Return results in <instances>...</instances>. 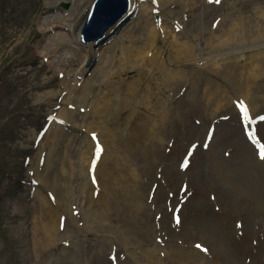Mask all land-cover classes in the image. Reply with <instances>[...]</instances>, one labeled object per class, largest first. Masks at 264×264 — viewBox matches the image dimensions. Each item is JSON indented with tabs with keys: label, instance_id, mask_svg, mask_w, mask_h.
Here are the masks:
<instances>
[{
	"label": "bare ground",
	"instance_id": "bare-ground-1",
	"mask_svg": "<svg viewBox=\"0 0 264 264\" xmlns=\"http://www.w3.org/2000/svg\"><path fill=\"white\" fill-rule=\"evenodd\" d=\"M43 1L45 11L37 22L43 35L37 49L47 58V67L61 77L60 88L66 93L53 116L65 123H51L46 140L40 142V147L46 146L45 155L39 159L37 151V157L29 162L28 174L38 182L35 192L31 201L16 207V233L28 264H54V256L62 262L78 264L76 243L81 239L92 242L87 233L93 225L99 232L115 233L124 247H134L132 251L138 253L134 259L146 264H263L262 243L246 234L238 223L230 229L233 220L244 219L236 208L230 214L223 209L212 210L208 200L204 203L201 198H190L182 211V206L180 210L175 208L179 213L175 215L173 232L165 226L170 222L168 214H160L157 220L165 201L154 180L158 172L161 176V170L155 165L160 158L153 144L162 146L168 137L170 141L166 142H171L179 130L189 135L194 129V114H202L205 108L212 113L217 107L229 105L233 94L238 95L246 107L244 112L249 111L251 117L264 112V0H253L251 6L252 0H220L221 19L215 30L206 27L205 18L212 9L206 0H201L196 9L192 8L196 0H184L190 7L186 21L169 0H155L157 17L151 14L155 9L152 0H130L137 4L135 15L112 38H105L109 41L97 50L90 43L79 42L80 20L91 0ZM249 8L251 13H247ZM242 10L246 11L244 16ZM173 23H180L179 31H175ZM225 56L232 60L246 56V62L240 65L233 61L221 68L216 63L215 70L202 63ZM187 68L195 71L193 77L189 78ZM185 81L183 97L176 98L174 92ZM58 91L48 90L47 95ZM136 97L141 100L139 105L137 100L134 110L145 109L147 115L126 118V112L133 110L130 99ZM78 110L80 113H76ZM259 124L256 127L264 134V121ZM252 126L254 131L256 127ZM77 127L83 130V146L73 162L68 144ZM125 128L130 133L122 143L125 135L119 136L116 130L124 132ZM222 134L212 136L211 148ZM93 136L100 141L101 149H97L102 153L100 166L95 168L91 166L96 157ZM121 143L124 146L119 150ZM257 146L261 144L257 142ZM222 160L219 159L223 165ZM216 168L219 181L209 179L204 187L196 184L204 191H216L220 198L224 185L226 193H232L237 178L225 166ZM89 169L93 178L85 174ZM163 173L164 178L171 176L167 170ZM261 177L264 181V175ZM238 187L247 190L243 197L255 199L250 211L264 215V187ZM74 204L84 223L81 235ZM135 223L140 224V232L134 229ZM137 234L139 240H133ZM102 241L111 250V239ZM106 249L97 253L101 255ZM122 264L137 263L127 259Z\"/></svg>",
	"mask_w": 264,
	"mask_h": 264
},
{
	"label": "rangeland",
	"instance_id": "rangeland-1",
	"mask_svg": "<svg viewBox=\"0 0 264 264\" xmlns=\"http://www.w3.org/2000/svg\"><path fill=\"white\" fill-rule=\"evenodd\" d=\"M200 1L196 0L192 8H199ZM206 2L208 8H212L209 9L208 18H205L206 27L215 30L221 19V14L218 13L220 12L218 5L223 6V4L220 0H206ZM252 3L253 0L249 5L251 6ZM152 4H154L155 9H151V14H153V17H157L159 16L158 4L155 0H152ZM169 4H171V7H176L178 12L183 13L184 21H186L188 9L190 8L188 2L169 0ZM246 10L247 13L252 12V8ZM44 11L45 4L43 0H0V264H28L27 253L21 251L24 246L18 240L16 233V226L19 222V219L15 216L16 207L20 203L31 201L32 194L35 192V186L37 187L38 182L32 177V174H28L29 162L32 158L37 157V151L40 152L39 159L43 154L45 155L46 146L40 147V142L45 139V135L48 136L46 133L51 128V123H65L58 116H53V112L58 110L61 98L66 93L60 88L59 80H61V77L47 67V61H44L47 58L43 57L37 49V42L43 35L37 22ZM242 11V16H244L246 11ZM172 25L175 26V31H179L178 25L180 23H173ZM213 44L214 40H211L210 45ZM95 49L97 50V48ZM261 56L259 55L258 58L260 59ZM245 57L243 59L235 57L232 60L225 59V56L219 59L206 60L202 63L212 65V68L209 69L215 70L213 64L219 63L221 68L226 63L233 61L237 63L239 61L241 65L242 62H246ZM197 64L201 65V62ZM187 70L189 78L193 77L195 71L192 70L191 72L189 68ZM246 76L245 74L244 77L246 78ZM186 85L187 82L185 81L174 92L176 98L181 99L183 97ZM56 89L59 90L56 94L47 95L48 90L55 91ZM229 89L233 92L232 86ZM50 96L53 97L49 98ZM232 97V102L229 105L222 108L217 107L215 111H211L212 113L205 108L202 114H194L192 117L193 124H191L194 129L189 135L179 130L173 134L171 142H166L170 141L168 137L162 146H159L157 142L153 144L154 147H157L160 158L159 163L157 162L155 165H159L161 170V176L158 172L154 176V180L160 185L159 195L165 201L163 209L157 215V220H159L160 214H168L170 222L166 223L165 226L173 232L175 215L179 213L176 209L180 210L182 206L180 210L182 211L190 198H201L204 203H207V200L210 202L209 208L211 207L212 210L223 209L231 214L232 210L236 208V211L244 219L241 218L239 222L233 220L230 229L235 228L236 223H238V226L246 234L257 238L258 242L264 246V215L250 211L255 199L243 197V195H246L247 190L238 187L246 186L249 189L264 187V181L261 177L264 175V158L261 156V152L264 151V134H261V131L257 129L261 126L259 122L262 124L264 121V119L259 118V116L264 117V112L256 113L254 117L248 119L243 106L240 104L238 95L233 94ZM137 100V105H139L141 100L139 97H136L135 100L130 99L133 110ZM202 102H205V99ZM158 106L159 104H156V108ZM226 108L230 110L227 111ZM133 110L130 113L126 112V118L131 119L130 116L139 118V116L147 115L145 109L137 108ZM76 113H80V110ZM121 122L124 126L126 122L124 117ZM166 123L169 124L167 121ZM252 125L257 126L254 131L251 130ZM68 126L69 124L66 123L65 128ZM32 132H34V135ZM120 133L123 134L122 136L125 135V138L122 139L123 143L128 137L130 129L125 128L124 132L116 130V134L120 136ZM219 133L223 134L216 141L217 145L211 148L212 136ZM74 134L70 144H68L73 162L78 157V150L83 146V130L77 127ZM93 137L92 143L94 144L93 149L96 157L92 158L91 166L95 168L99 165L102 153L99 152L101 150L97 149V147L101 149V145L98 144L100 141L96 136ZM257 142L262 145L259 150L256 148ZM122 143L118 147L119 150L124 146ZM63 144H66V141ZM148 144L150 142H147ZM220 158H223V165L219 161ZM112 165L111 163L110 166ZM216 165L219 167L225 166L224 169H229L232 172L231 176L234 179L237 178L234 180L232 193L227 194V185H224V189L219 192L220 198L217 196L216 191H204L199 189L201 187L196 184L197 182L204 187L209 179L219 181L220 174L215 173L213 169L215 168L217 171ZM106 167L105 162V169ZM163 170H167L171 176L164 178ZM85 174L88 177L92 176V178L94 176L90 169ZM189 183L192 185H188ZM221 191H223L222 194ZM238 195L241 196L236 198ZM73 206V211L77 217V225L79 226L78 234L81 235L84 230V223L78 217L80 215L78 208L75 207V204ZM248 212L251 213L247 214ZM20 216H23V213ZM133 225L135 226L134 229L140 232V224L135 223ZM91 228L92 230L87 233V236L93 239L92 242L91 240L82 241L79 236L81 240L76 243V250L79 255L76 257L79 259L78 264H122L127 259L137 264H146V261L134 259L138 254L132 251L134 247H124L115 233L99 232L101 230H98L95 225ZM165 231L167 230L165 229ZM117 233L123 234L124 232ZM105 238L111 239L109 244L112 247L111 250L106 249V243L102 241ZM135 239H138V234L133 237V240ZM92 243L94 246H91ZM98 244L100 245L97 246ZM101 248L106 250L99 255L97 251ZM135 248H137V245ZM53 258L55 259L54 264H70L68 261L62 262L55 256ZM221 264L226 263L222 261Z\"/></svg>",
	"mask_w": 264,
	"mask_h": 264
},
{
	"label": "water",
	"instance_id": "water-1",
	"mask_svg": "<svg viewBox=\"0 0 264 264\" xmlns=\"http://www.w3.org/2000/svg\"><path fill=\"white\" fill-rule=\"evenodd\" d=\"M128 9V0H96L83 28V41L101 42L110 27L116 29L130 15Z\"/></svg>",
	"mask_w": 264,
	"mask_h": 264
},
{
	"label": "snow or ice",
	"instance_id": "snow-or-ice-1",
	"mask_svg": "<svg viewBox=\"0 0 264 264\" xmlns=\"http://www.w3.org/2000/svg\"><path fill=\"white\" fill-rule=\"evenodd\" d=\"M261 119H264V117H262ZM261 156H262V158H264V151L261 152ZM197 247H199V246H197Z\"/></svg>",
	"mask_w": 264,
	"mask_h": 264
}]
</instances>
